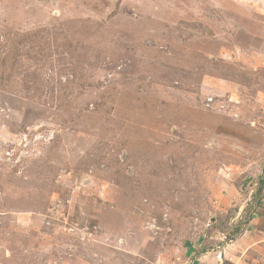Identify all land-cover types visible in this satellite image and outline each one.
I'll return each instance as SVG.
<instances>
[{"label": "rangeland", "instance_id": "1", "mask_svg": "<svg viewBox=\"0 0 264 264\" xmlns=\"http://www.w3.org/2000/svg\"><path fill=\"white\" fill-rule=\"evenodd\" d=\"M0 264H264V0H0Z\"/></svg>", "mask_w": 264, "mask_h": 264}]
</instances>
